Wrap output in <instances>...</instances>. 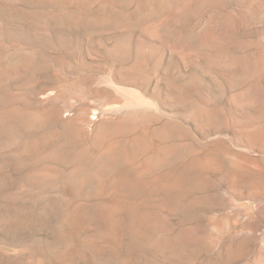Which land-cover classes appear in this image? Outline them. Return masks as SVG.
I'll return each mask as SVG.
<instances>
[{
	"label": "rangeland",
	"instance_id": "374dc122",
	"mask_svg": "<svg viewBox=\"0 0 264 264\" xmlns=\"http://www.w3.org/2000/svg\"><path fill=\"white\" fill-rule=\"evenodd\" d=\"M133 98L155 103L108 113ZM133 136L175 154L69 184L75 165ZM130 199L148 238L124 233L118 252L107 222ZM69 206L92 215L79 237L97 258L60 229ZM115 252L264 264V0H0V264H111Z\"/></svg>",
	"mask_w": 264,
	"mask_h": 264
},
{
	"label": "bare ground",
	"instance_id": "6f19581e",
	"mask_svg": "<svg viewBox=\"0 0 264 264\" xmlns=\"http://www.w3.org/2000/svg\"><path fill=\"white\" fill-rule=\"evenodd\" d=\"M111 74V73H110ZM108 77H109V75H108ZM111 79H112V77H110ZM113 80V79H112ZM109 83H111L110 82V80H109ZM113 83V82H112ZM166 85H168L167 84V81H166V83H165ZM170 84V83H169ZM113 85H115V84H113ZM169 86H171V84L169 85ZM123 87V86H122ZM171 88V87H170ZM169 89V88H168ZM123 93V92H122ZM143 94V93H142ZM143 95H145V94H143ZM148 97V96H147ZM141 98V97H140ZM133 99H135V98H133ZM153 103H155V102H153ZM152 103V101L151 100H147V99H144V98H142V99H135V100H131V102H130V105H123V104H121L122 106L121 107H118V108H114V109H111V110H109L108 111V113L109 112H111V114H114V115H116V114H122V112H126V110H128V109H130L131 107H133V106H136V105H138V104H141V105H145V107H147V105H154ZM128 104V103H127ZM156 106V105H155ZM197 109V108H196ZM199 109V108H198ZM120 114V115H121ZM123 115V114H122ZM146 117V116H145ZM120 118V117H119ZM118 118V119H119ZM117 119V120H118ZM120 119H122V118H120ZM148 119V118H147ZM123 120V119H122ZM122 120H119L120 122L122 121ZM149 120V119H148ZM165 125V123L162 125V126H164ZM98 127H99V125H97ZM101 127V126H100ZM103 129H104V126L102 127ZM164 128V133L166 132L165 130H170L171 128L168 126V125H166V126H164L163 127ZM100 129V128H99ZM161 129V128H160ZM110 130V129H109ZM163 130V129H162ZM97 131V130H96ZM99 131V130H98ZM100 131H101V129H100ZM102 131H104V130H102ZM105 132V131H104ZM108 132V131H107ZM153 132H155V131H153ZM170 132V131H169ZM169 132H167V133H169ZM95 133H97V132H95ZM100 134H102L101 135V137L102 136H104V134L103 133H100ZM99 134V135H100ZM96 135H98V133L96 134ZM158 135V134H157ZM93 137V136H92ZM134 137V136H133ZM132 137V138H133ZM103 138V137H102ZM131 138V139H132ZM141 138H143V137H141ZM75 139V138H74ZM130 139V140H131ZM99 141H100V139H98ZM133 140V144L132 145H130L131 143L129 142V141H126V142H129V145H126L125 144V142H124V144H125V146H124V144L122 143V145H119L120 144V142H119V144H116V145H108L106 148H105V150H104V156H103V154H102V156H100V154L98 153V155L101 157V159H100V157H98V158H96V159H100V160H98V162H95V163H97V164H95V166H91L90 168H88L87 167V169L86 168H84L83 166H80L79 164H77V165H75L74 166V168H73V173L71 174V176L73 175V178L71 179V177H69V179H67V181H71L72 183H69V182H67V184L69 183V184H71V186H74V188L75 189H82V187H80V186H82V184H85L88 180H93L92 178H94V180L95 179H101L102 177H103V175H105V174H110L111 173V171H114L115 172V169H116V167H117V164H118V162L119 161H123V159H124V161H126V162H128L129 161V163H133V165L135 166V167H139L140 169H138V171L140 170L141 172L143 171L142 170V168H144V170H150V169H152L151 167H153L154 168V164H157V163H160V162H162V163H160V164H163V162H165V161H167L166 159L167 158H169L170 157V155H172V152H173V150L172 149H170L171 147H169V146H162L159 150H155V151H152V149L153 148H151L150 147V145L149 146H147L149 143H145L144 144V142H142L139 138H135L134 137V139H132ZM174 141V140H173ZM118 141H116V143H117ZM100 143V142H99ZM104 143V142H103ZM112 143V142H111ZM110 143V144H111ZM128 144V143H127ZM147 144V145H146ZM159 144V143H158ZM163 144V143H162ZM172 144V143H171ZM96 145V144H95ZM107 145V144H106ZM87 146V145H86ZM153 146V145H152ZM176 146V145H175ZM92 147V146H91ZM159 147V146H158ZM95 148V147H94ZM103 148V149H104ZM80 151V150H79ZM100 151H101V149H100ZM99 151V152H100ZM103 151V150H102ZM179 151V150H178ZM174 153V152H173ZM175 154V153H174ZM203 157V156H202ZM137 158H139V160H140V158H142V162H139V160L137 159ZM204 159H205V157H203ZM202 158V159H203ZM175 159V158H174ZM203 159V160H204ZM138 160V161H137ZM202 160V161H203ZM208 160H212L213 161V158H211V157H209V159ZM207 161V160H206ZM217 161V160H216ZM211 162V161H210ZM120 163V162H119ZM124 163V162H123ZM122 163V164H123ZM209 163V162H208ZM121 164V165H122ZM170 164V163H169ZM195 164V163H194ZM198 164H199V160H198ZM202 164H204L203 162H202ZM88 165V164H87ZM119 165V164H118ZM140 165H141V167H140ZM152 165H154V166H152ZM158 165V164H157ZM189 165V164H188ZM165 166V165H164ZM83 167V168H82ZM163 167V166H162ZM159 168V167H158ZM157 169V168H156ZM120 170V169H119ZM119 170H117V172L119 171ZM175 170V169H174ZM120 171H122V168H121V170ZM124 171V170H123ZM122 171V172H123ZM139 171V172H140ZM170 171V170H169ZM108 172H110V173H108ZM116 172V173H117ZM125 172V171H124ZM123 172V173H124ZM166 172V171H165ZM203 172V171H202ZM116 173L114 174V175H116ZM121 173V172H120ZM120 173H118V174H120ZM151 173V172H150ZM112 174V173H111ZM111 174H110V176H111ZM125 174L127 175V173L125 172ZM170 174V176H172V174H171V172L169 173ZM177 174H179V172L177 173ZM123 175V174H122ZM176 175V174H175ZM184 175V174H183ZM113 176V175H112ZM120 176V175H119ZM125 176V175H124ZM169 176V175H168ZM123 177V176H122ZM121 177V178H122ZM126 177V176H125ZM176 177V176H175ZM174 177V178H175ZM108 178H111V177H108ZM120 178V179H121ZM173 178V179H174ZM115 179V178H114ZM113 179V180H114ZM124 179H126V178H124ZM190 179H191V177H190ZM204 179V178H203ZM90 180V181H91ZM104 180H106V179H104ZM121 180H123V179H121ZM170 180V179H169ZM177 179L175 178V180H172L170 183H178L179 181H176ZM75 181H76V184H75ZM89 181V182H90ZM103 181V180H102ZM126 181V180H125ZM77 184H79V185H77ZM182 184V183H181ZM180 184V185H181ZM178 185V184H177ZM69 186V185H68ZM78 186H79V188H78ZM103 186V185H102ZM172 186V185H171ZM175 185L173 184V187H174ZM90 187V186H89ZM97 187V186H96ZM167 187H169V186H167ZM177 187L178 186H175V188L177 189ZM193 187V186H192ZM200 187V186H199ZM70 188V187H69ZM73 188V189H74ZM99 188H100V185H99ZM102 188V187H101ZM194 188V187H193ZM120 189V188H119ZM130 188H127V187H124V189H122V195H130L131 193H133V192H135V191H131V190H129ZM181 189V188H180ZM75 192V191H74ZM76 194V193H75ZM180 196V195H179ZM191 196V195H190ZM119 201H121V200H119ZM118 201V203H117V208L116 209H112L113 210V213L112 214H109V218H108V224H107V229H108V231H107V235L108 236H111L112 237V239H113V241L112 240H110V242L108 243L109 245H110V247H112L113 248V250L115 249V250H117L118 252H120L121 251V237H123V235H124V233L127 235V240L128 241H130V242H133V243H135V244H138L140 241H142V240H146L147 238H148V233H149V230H148V228H144V224L141 222V220L138 218V216L136 215L137 214V208L139 209V202H138V200H122L121 202H119ZM192 201V200H191ZM117 202V201H116ZM141 203V202H140ZM192 203H194V201L192 202ZM116 204V203H115ZM142 204H144V202L142 203ZM188 204V203H187ZM196 204V203H195ZM77 205V204H76ZM114 205V204H113ZM65 206V205H64ZM101 206V205H100ZM112 206V205H111ZM177 206H178V204H177ZM190 206V205H189ZM188 206V207H189ZM74 207V206H73ZM73 207H68V208H66V210H64L65 211V216H64V219L62 220V222L60 223V229H62V226H64L65 225V236H72V235H74V236H72L73 238H76V245H77V249L78 250H80L81 251V253L80 254H82L83 252L84 253H86V254H88L90 257H92V258H97V254H99L100 253V251L98 250V249H96L93 245H92V243H91V239H83V238H80L79 237V233H80V230H79V228H81L83 225L82 224H86L87 222H89L91 219H92V215L90 214V213H83V210H78V209H75V208H73ZM114 207V206H113ZM77 208H79V209H81L80 207H77ZM75 209V210H74ZM46 210V209H45ZM74 210V211H73ZM86 211H87V209H85ZM85 212V211H84ZM138 213H139V211H138ZM126 214H128V215H130V217L129 218H127V219H124V217L123 216H125ZM89 215V216H88ZM27 216V215H26ZM23 218V217H22ZM61 221V220H60ZM143 221V220H142ZM124 222H126V224H124ZM84 224V225H85ZM63 230V229H62ZM69 230H71L70 231V233H69ZM62 235V234H61ZM70 238V237H69ZM129 242H127V248L129 249ZM76 249V250H77ZM80 251H78L76 254H78ZM116 253V252H115ZM95 255H97V256H95ZM116 256H117V259H115L116 257H114V259L112 260L113 262H111V264H124L125 262H126V260H127V257H128V253H126V255L127 256H123V258L121 257L122 256V254L120 253V254H118V253H116L115 254ZM115 255H113V256H115ZM95 256V257H94ZM66 259V258H65ZM61 260V259H60ZM65 263V262H64Z\"/></svg>",
	"mask_w": 264,
	"mask_h": 264
}]
</instances>
